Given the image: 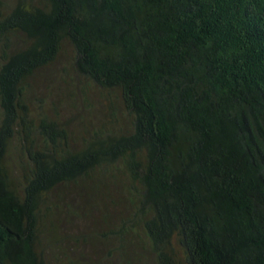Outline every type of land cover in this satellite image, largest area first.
Wrapping results in <instances>:
<instances>
[{
    "label": "trees",
    "instance_id": "trees-1",
    "mask_svg": "<svg viewBox=\"0 0 264 264\" xmlns=\"http://www.w3.org/2000/svg\"><path fill=\"white\" fill-rule=\"evenodd\" d=\"M5 6L0 264H50L47 249L76 244L53 220L86 189L85 219L107 202L96 240L132 246L136 260L146 249L153 264H264V0ZM64 47L78 77L119 95L126 131L103 127L79 150L58 122L29 108Z\"/></svg>",
    "mask_w": 264,
    "mask_h": 264
},
{
    "label": "rangeland",
    "instance_id": "rangeland-1",
    "mask_svg": "<svg viewBox=\"0 0 264 264\" xmlns=\"http://www.w3.org/2000/svg\"><path fill=\"white\" fill-rule=\"evenodd\" d=\"M3 1L5 7L14 2V0ZM72 59L71 49L64 47L54 64L43 71L37 79L34 92L30 95L29 108L58 122L71 137L70 143L73 147L81 150L89 138L103 127L108 132H118L121 128L126 131L129 119L121 105L119 95L115 92L101 91L89 81L78 77L73 69ZM118 120L120 122L117 124ZM19 158V154L11 149L8 163L14 172L16 171L14 166L19 164ZM90 191L92 190L82 191V198L75 192L62 201L63 214L57 216L56 221L53 220V222L63 237L69 235L76 240L79 239L76 244L67 241L64 245H57L56 250L55 248L52 250V247L47 249L50 264H153L154 259L146 252V249H137V255L140 257L137 261L132 246L129 251L123 252L116 250V242L96 240L100 228L95 226L102 227L101 223L99 226L96 223L105 215L104 206L107 202L103 199L100 207L98 206L92 213L93 216L85 219L83 214L88 211V205L93 203L89 198ZM96 193L100 194L101 191L98 189ZM117 199L119 194L115 196V200ZM67 207L74 208L78 216L65 215V212H69ZM111 209L115 208L111 207ZM115 212L118 214V210ZM102 231L106 229L103 227ZM82 236L86 240L84 244ZM90 238L92 239L88 240ZM63 251L67 253L65 259Z\"/></svg>",
    "mask_w": 264,
    "mask_h": 264
}]
</instances>
